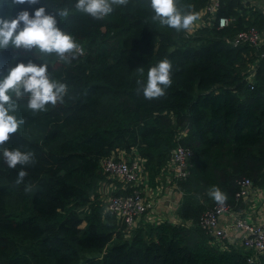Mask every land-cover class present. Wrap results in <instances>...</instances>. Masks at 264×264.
<instances>
[{"label":"trees","instance_id":"trees-1","mask_svg":"<svg viewBox=\"0 0 264 264\" xmlns=\"http://www.w3.org/2000/svg\"><path fill=\"white\" fill-rule=\"evenodd\" d=\"M208 0H181L197 13ZM74 0H40L11 11L55 14ZM5 5L0 16L8 15ZM147 0H130L103 21L71 12L57 26L85 49L71 64L33 51L0 53V78L17 63L49 64V76L68 85L63 104L27 120L6 143L35 153L32 166L10 169L0 159V264H264L255 254L216 242L197 226L200 214L218 203L213 187L234 200L236 182L248 179L264 192V44L232 46L249 27L262 31L264 15L251 0H220L215 12L226 26L197 27L191 35L150 20ZM172 63V84L163 97L147 100L137 80L160 60ZM253 69L251 88L244 80ZM144 68L140 77L136 69ZM185 131L177 139L180 131ZM176 144L190 151L189 170L177 181L176 221L134 227L127 233L101 203L100 186L111 183L98 161L111 153L142 159L153 187ZM27 173L16 186L19 171ZM107 179V180H106ZM111 185V184H110ZM26 188L28 189L26 191ZM111 195L139 186L113 185Z\"/></svg>","mask_w":264,"mask_h":264},{"label":"clouds","instance_id":"clouds-1","mask_svg":"<svg viewBox=\"0 0 264 264\" xmlns=\"http://www.w3.org/2000/svg\"><path fill=\"white\" fill-rule=\"evenodd\" d=\"M130 0H74L72 8H57L55 14L39 7L30 14L27 10L19 11L13 18L11 11L18 5H37L40 0H0V9L8 6L9 14L0 16V53L14 50L33 51L41 58L55 57L58 62L71 64L84 56L85 49L67 31L57 26L56 15L67 18L71 12L85 15L95 21H103L117 8L127 7ZM152 23L168 27L176 32L190 31L198 14L184 8L181 0H147ZM223 23V21H222ZM49 64L29 61L10 67L7 74L0 78V159L10 169L20 166L22 169L36 163L35 153L22 151L20 148H8L6 143L13 134L20 131L27 120L17 115L25 108L33 116L46 113L49 108L63 104L68 97V85L49 76ZM138 76H144V68L136 69ZM172 63L164 58L147 71L146 81L137 80V93H143L147 100H154L165 95L172 84ZM27 173L18 172L14 181L16 186L24 182ZM28 189L26 188V191ZM209 196L220 205L227 196L219 188L213 187Z\"/></svg>","mask_w":264,"mask_h":264},{"label":"built area","instance_id":"built-area-1","mask_svg":"<svg viewBox=\"0 0 264 264\" xmlns=\"http://www.w3.org/2000/svg\"><path fill=\"white\" fill-rule=\"evenodd\" d=\"M220 0H208V2L196 13L198 19L195 21L190 31H185L191 35L197 27H210L216 23V28L226 26L228 20L218 17L215 21V12L219 7ZM223 21V23H222ZM232 46L247 43L253 47L264 44V34L253 27L245 31H239L229 41ZM259 58L264 61V50L259 53ZM244 80L251 88L253 84V71H246ZM185 131H180L177 139L183 137ZM121 153H111L106 158L98 161V167L108 179L121 182L123 185L139 186L133 189L129 194L113 196L112 188L108 191L106 197L102 198V207L106 212L114 215L116 221L124 226V230L129 233L134 229V223L137 219L146 217L152 208V202L146 199L142 192L144 183V170L142 159L137 157L133 159H123ZM190 151L176 144L171 151L166 164L161 168L159 175L174 187L177 181L183 180L188 175ZM237 191L234 194L235 201H241L247 205L246 199L251 196L261 199L263 192L252 188L251 182L246 178H241L237 182ZM176 188V187H175ZM197 226L208 234L216 242L222 241L227 234H233L234 242L244 251H252L255 254L264 253V213L262 219L258 222L252 219L251 213L243 211L242 208L234 209L229 205H214L205 209L197 220ZM251 263V258L247 259Z\"/></svg>","mask_w":264,"mask_h":264},{"label":"crops","instance_id":"crops-1","mask_svg":"<svg viewBox=\"0 0 264 264\" xmlns=\"http://www.w3.org/2000/svg\"><path fill=\"white\" fill-rule=\"evenodd\" d=\"M251 1L252 4L254 3L264 15V0ZM262 32L264 34V28L262 29ZM142 184H145V186L142 187L143 194L146 196V199L149 202H152L153 205L150 212L148 213L149 216H147V220L143 222L141 219H137L134 223V227H138L142 223L153 224L162 220L170 222L176 221L175 211L180 198V193L175 190L174 185L165 181L161 175L158 176V179L156 180V183L153 187H149L146 184V180ZM110 189V184L101 185L99 194H102L104 198ZM246 202L247 205H243L242 207L243 211L250 212L254 221H260L264 213V202H262L259 197L253 196L246 200ZM222 241H226L227 243L229 242L230 244L233 243V234H227L226 238H224Z\"/></svg>","mask_w":264,"mask_h":264},{"label":"rangeland","instance_id":"rangeland-1","mask_svg":"<svg viewBox=\"0 0 264 264\" xmlns=\"http://www.w3.org/2000/svg\"><path fill=\"white\" fill-rule=\"evenodd\" d=\"M253 68H254V67L252 66V67L249 68V70L247 69L248 72H249V71H250V72L253 71V70H254ZM247 70H246V71H247ZM190 156H191V155H190ZM123 159L126 160V159H130V158L124 156ZM106 180H107V179H106ZM109 180H111V183H110V184H111V188L113 187L114 184L118 183V181H116V180H113V179H109ZM175 187H176L175 190L178 191V186L175 185ZM112 190H113V188H112ZM258 190H259V189H258ZM261 191H262V190H261ZM178 192H179V191H178ZM262 192H263V191H262ZM263 196H264V192H263ZM248 199H249V197H248L246 200H248ZM261 201L264 202V197L261 198ZM147 216H149V214H148ZM147 216L144 217V218H139V219H141V221L145 222V221L147 220ZM139 219H138V220H139ZM162 221H164V220H162ZM153 222H154V221H153ZM116 223L118 224V226H119V225H122V224L119 223L118 221H116ZM144 224H146V223H142L140 226H143ZM153 225H154V223H153ZM136 226H138V225H136Z\"/></svg>","mask_w":264,"mask_h":264},{"label":"water","instance_id":"water-1","mask_svg":"<svg viewBox=\"0 0 264 264\" xmlns=\"http://www.w3.org/2000/svg\"><path fill=\"white\" fill-rule=\"evenodd\" d=\"M249 264H252V263H249Z\"/></svg>","mask_w":264,"mask_h":264}]
</instances>
